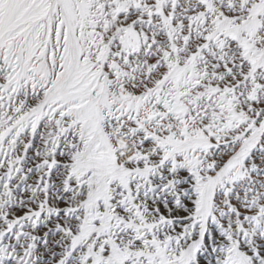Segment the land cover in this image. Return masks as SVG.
I'll return each mask as SVG.
<instances>
[{"label": "snow or ice", "instance_id": "snow-or-ice-1", "mask_svg": "<svg viewBox=\"0 0 264 264\" xmlns=\"http://www.w3.org/2000/svg\"><path fill=\"white\" fill-rule=\"evenodd\" d=\"M0 264H264V0H0Z\"/></svg>", "mask_w": 264, "mask_h": 264}]
</instances>
